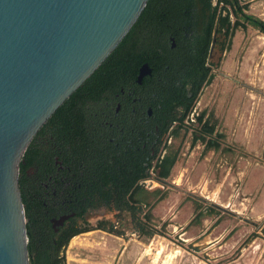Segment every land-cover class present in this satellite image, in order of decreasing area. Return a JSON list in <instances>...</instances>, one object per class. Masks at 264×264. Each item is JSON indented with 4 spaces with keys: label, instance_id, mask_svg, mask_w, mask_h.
Returning a JSON list of instances; mask_svg holds the SVG:
<instances>
[{
    "label": "trees",
    "instance_id": "obj_1",
    "mask_svg": "<svg viewBox=\"0 0 264 264\" xmlns=\"http://www.w3.org/2000/svg\"><path fill=\"white\" fill-rule=\"evenodd\" d=\"M248 7V3L243 4L242 0L147 1L121 42L52 114L37 134L41 131L55 133L53 129L58 127L60 133L81 135L82 110L85 106L99 101L100 96L118 94L120 90L126 91L132 86L138 87V73L144 64L151 69V75L143 78L144 90L139 92V96L148 100L145 107L152 111L150 120L153 134L148 138L146 135H137L135 154L121 160L113 158L95 163L81 157V152L78 151L79 142H74V158H79L76 168L93 171L95 176L101 173L106 178L105 189L104 193L99 192L100 197L93 195L73 199V205L65 212H74L75 216L57 232L50 227L51 215H43L42 209L37 213L27 205L21 188L23 161H27L28 155L32 153L37 134L34 136L19 168L29 264H66L64 252L71 239L93 230L121 237L125 229H128L143 240L163 235L162 230L152 223V208L144 203L142 182L147 178L151 179L152 175L158 181H164L170 176L178 152L169 150L166 142L169 137L177 138L183 129L188 130L185 121L201 91L213 79L209 67L210 53L206 51L212 35L214 34L221 52L230 49L231 40L238 30L251 28L264 36V21L247 14ZM191 35L192 39L189 38ZM172 42L176 44L174 50L170 49ZM201 44L205 47L204 52L197 50ZM169 71L179 73L185 82H169ZM191 126V146L201 144L204 153L220 149L224 135L216 132L214 124L206 118V112H200ZM78 172L77 170L75 173L79 175ZM90 184L95 186V192L99 191L98 181L87 183L88 186ZM193 203L195 216L191 224L200 225L206 217L219 213L211 204L198 201ZM89 206L103 207L107 211L115 212L118 227L110 222L96 227L85 225L81 217ZM77 219L81 221L77 222Z\"/></svg>",
    "mask_w": 264,
    "mask_h": 264
},
{
    "label": "rangeland",
    "instance_id": "obj_2",
    "mask_svg": "<svg viewBox=\"0 0 264 264\" xmlns=\"http://www.w3.org/2000/svg\"><path fill=\"white\" fill-rule=\"evenodd\" d=\"M242 2L264 21V0ZM209 65L213 79L193 110L206 112L224 138L218 151L204 153L201 144L191 146L188 121V130L167 139L178 152L170 176L152 175L142 190L163 235L143 240L128 229L121 237L94 230L71 239L66 264H264V36L236 31L230 49L216 47ZM193 201L215 206L218 215L191 224ZM98 219L118 227L113 211L88 222Z\"/></svg>",
    "mask_w": 264,
    "mask_h": 264
},
{
    "label": "water",
    "instance_id": "obj_3",
    "mask_svg": "<svg viewBox=\"0 0 264 264\" xmlns=\"http://www.w3.org/2000/svg\"><path fill=\"white\" fill-rule=\"evenodd\" d=\"M147 1L0 0V264H29L19 189L26 149L121 42ZM147 74L144 64L138 82Z\"/></svg>",
    "mask_w": 264,
    "mask_h": 264
},
{
    "label": "flooded vegetation",
    "instance_id": "obj_4",
    "mask_svg": "<svg viewBox=\"0 0 264 264\" xmlns=\"http://www.w3.org/2000/svg\"><path fill=\"white\" fill-rule=\"evenodd\" d=\"M214 37L213 34L206 49L210 56L218 47ZM189 38L192 39V35ZM175 47L176 44L172 42L170 49L174 50ZM204 49L203 44L197 47L198 51L204 52ZM150 75L151 69L150 74L144 75L138 82V87L132 86L126 91L120 90L118 94H106L100 96L99 101L88 103L82 110L81 135L60 133L59 128L56 127L53 129L55 133L41 131L35 136L32 153L28 155L27 161H23L21 188L27 205L37 213L42 209L43 215H51L50 227L54 232L64 228L69 219L75 216L74 212L71 214L65 212L69 210L70 205H73V199L93 195L100 197L99 192L104 193L105 189L106 178L101 173L95 176L93 171L76 168L79 158H74L75 141L79 142L78 151L81 152V157L87 158L90 163H95L113 158L125 159L137 152L138 134L146 135L147 138L153 134L150 120L152 111L145 107L148 100L139 96V92L144 90L143 78ZM167 80L173 83L185 82L180 78L179 73L173 71H169ZM197 115L195 110H192L185 123L187 124L188 121L195 123ZM94 169L95 167L92 168ZM77 170L79 175L75 173ZM151 180L145 179L142 185H148ZM96 181L100 186L99 191L95 192V186L93 184L88 186L87 183H96ZM103 210L105 211L103 207L89 206L81 219L85 221V225L89 224L92 227L104 224L106 221L103 219L96 220L94 224L88 222L90 216L97 215ZM67 216L69 218L65 219ZM81 219H77V222Z\"/></svg>",
    "mask_w": 264,
    "mask_h": 264
}]
</instances>
